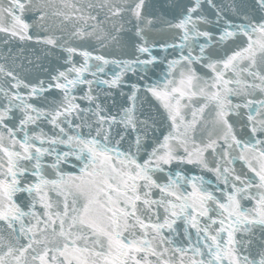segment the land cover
I'll list each match as a JSON object with an SVG mask.
<instances>
[{"label": "snow or ice", "instance_id": "1", "mask_svg": "<svg viewBox=\"0 0 264 264\" xmlns=\"http://www.w3.org/2000/svg\"><path fill=\"white\" fill-rule=\"evenodd\" d=\"M0 37V264H264V0H0Z\"/></svg>", "mask_w": 264, "mask_h": 264}, {"label": "water", "instance_id": "2", "mask_svg": "<svg viewBox=\"0 0 264 264\" xmlns=\"http://www.w3.org/2000/svg\"><path fill=\"white\" fill-rule=\"evenodd\" d=\"M0 38H2V37H0ZM210 178V177H209Z\"/></svg>", "mask_w": 264, "mask_h": 264}]
</instances>
